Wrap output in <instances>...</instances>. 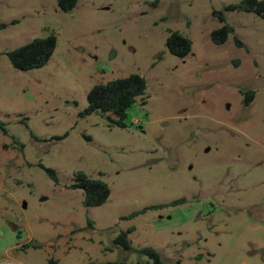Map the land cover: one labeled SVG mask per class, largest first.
Instances as JSON below:
<instances>
[{"label":"rangeland","instance_id":"obj_1","mask_svg":"<svg viewBox=\"0 0 264 264\" xmlns=\"http://www.w3.org/2000/svg\"><path fill=\"white\" fill-rule=\"evenodd\" d=\"M240 1L0 0V264H150L148 246L166 264H264V19L227 8ZM51 32L45 66L12 65ZM132 73L147 90L126 127L81 115L95 84ZM79 172L108 183L106 203L85 207ZM129 229L131 251L114 243Z\"/></svg>","mask_w":264,"mask_h":264},{"label":"trees","instance_id":"obj_2","mask_svg":"<svg viewBox=\"0 0 264 264\" xmlns=\"http://www.w3.org/2000/svg\"><path fill=\"white\" fill-rule=\"evenodd\" d=\"M60 10L68 12L72 10L78 0H56ZM228 9L233 11H245L253 12L264 19V0H241L238 3L230 4ZM215 15L219 16L223 21V24L214 29L211 33V39L216 44L225 43L230 34L233 33L234 28L229 23L224 22L225 18L222 12H215ZM5 24H0V27H5ZM238 45H243V42L239 38H235ZM57 36L54 32H51L46 37L35 38L32 41L17 47L8 52L9 59L12 65L20 70H31L35 68H41L45 66L51 57L53 56L57 48ZM167 47L169 51L178 56L185 57L192 50V40L182 34L179 31H171L167 38ZM147 90L146 79L138 74L132 73L125 77L112 79L107 83L95 84L88 92V106L81 113V115H89L94 112L102 113H114L117 115V119L109 117L111 125H117L120 127H126L125 118L127 117V110L135 104L138 97L144 96ZM255 98L254 91H248L246 94V103H250ZM0 127L6 131L5 124L0 121ZM48 173L54 178L56 172L54 169H47ZM75 187L83 190L85 207H97L107 202L111 190L105 181L101 179H95L84 172L77 174ZM185 202V199L174 201V203ZM156 206H151L154 208ZM142 211H145L142 210ZM132 229L121 231L114 243L117 246H121L126 250H134L132 247L129 233ZM139 253L146 255L150 260V264H166L160 253L154 247L148 246L137 250ZM49 264H58L54 259L49 260ZM98 264H127L126 261H108Z\"/></svg>","mask_w":264,"mask_h":264},{"label":"built area","instance_id":"obj_3","mask_svg":"<svg viewBox=\"0 0 264 264\" xmlns=\"http://www.w3.org/2000/svg\"><path fill=\"white\" fill-rule=\"evenodd\" d=\"M3 264H13V263H3Z\"/></svg>","mask_w":264,"mask_h":264}]
</instances>
